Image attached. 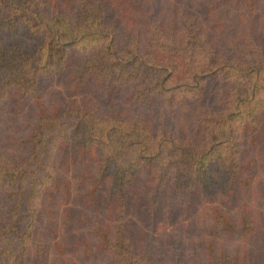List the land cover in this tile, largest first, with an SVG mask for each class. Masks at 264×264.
<instances>
[{
	"label": "trees",
	"instance_id": "1",
	"mask_svg": "<svg viewBox=\"0 0 264 264\" xmlns=\"http://www.w3.org/2000/svg\"><path fill=\"white\" fill-rule=\"evenodd\" d=\"M125 1L126 11L120 9ZM155 6L150 0H0V127L6 116L14 122L0 131V217L23 219L27 210L29 218L14 245L5 239L7 225L1 226L0 264H71L66 224L81 218L92 237L84 241L90 249L84 264H95L102 251L107 264H264V211L250 202L264 171L257 164L264 137V81L258 82L260 75L264 80V51L257 61L228 59L192 15L167 18ZM55 17L78 35L61 39ZM249 28L235 37L239 54H254V40L259 44ZM221 70L226 74L220 76ZM217 77L228 87L214 100L222 106L213 107L205 95ZM58 87L71 99L46 101L44 94ZM184 104L193 118L188 138L177 144L171 135L175 143L160 161L164 136L172 134L167 119ZM71 115L81 132L51 130L55 136L43 154L49 152L48 177L25 190L26 146L33 143V154L42 128ZM193 129L198 141L190 138ZM127 134L135 149L123 160ZM141 174L154 202L173 192L170 206L180 207L189 221L203 201L208 216L199 256L152 263L147 245L134 240L129 207L133 197L140 199L135 188Z\"/></svg>",
	"mask_w": 264,
	"mask_h": 264
},
{
	"label": "rangeland",
	"instance_id": "2",
	"mask_svg": "<svg viewBox=\"0 0 264 264\" xmlns=\"http://www.w3.org/2000/svg\"><path fill=\"white\" fill-rule=\"evenodd\" d=\"M152 5H156L157 12L166 16L167 18L175 16L178 17L182 11L187 12L190 14V18L192 16L195 18L196 25L199 24L201 28V32L205 33L204 36L212 43H215V47L224 49L223 51L226 53L225 56L228 59H244L245 57L252 60L257 61L260 56L259 49L264 51V1L263 0H150ZM127 2L125 1L120 5L121 10H128ZM120 13V12H119ZM121 14V13H120ZM192 15V16H191ZM156 18V17H155ZM154 18V20H155ZM153 19V18H152ZM52 24L55 25V28L58 29L60 34V38L63 40L74 38L78 35V29L72 28L70 31L68 28H65L58 20V17L52 19ZM249 27L253 28V32L255 33V37H257V41L254 40L255 51L254 54H239L237 50V45L239 39H235L237 34L244 30L250 29ZM60 30V31H59ZM74 30V31H73ZM67 31L70 34H67ZM248 36V34H247ZM240 42V41H239ZM244 44V43H243ZM50 48V47H49ZM237 54V55H236ZM56 55V54H55ZM54 55V56H55ZM261 57H264L261 56ZM47 63V62H46ZM245 64V62L243 61ZM249 63V62H248ZM247 65V64H245ZM249 65V64H248ZM225 72L224 70L219 71V75L221 76L222 73ZM233 75L231 76V80L233 79ZM218 76V75H217ZM244 81H248L247 78ZM263 76L260 75L258 77V82H263ZM224 81L217 77L214 80H211L209 85L207 86V94L205 95V101L210 100L213 107H220L222 106V102L220 100L214 101L216 97L220 98V94L222 89L228 87V85L224 86ZM218 91L217 93H215ZM240 89V87H239ZM260 91L259 93H261ZM223 93V92H222ZM67 90H63V88L57 89V91H49L44 94V99L46 101L51 100H61L68 102L71 99ZM122 94V92L120 93ZM188 99L187 101H189ZM160 101V100H159ZM158 101V102H159ZM54 102V101H53ZM157 102V103H158ZM114 102H111L110 105L112 106ZM157 103H153L152 107L148 108L149 114L152 116L154 115V111L156 110ZM191 105V104H186ZM193 105V104H192ZM196 106L199 105L198 103ZM102 109H106L103 107ZM192 117L189 114V111L186 109L185 104L181 105L180 108L174 112V114L169 115L167 119V131L172 132V134H165L163 139V144L166 146L165 151L161 152V157H159L160 161L165 159L169 156L168 152L170 147H168L169 143H175L171 140V135H175L174 141L178 144L181 136L186 139L188 138V132L190 129V125L192 123ZM74 119V115H71L68 119L61 120L59 125H54L49 127L48 129L44 126L41 130L40 139L35 146L34 153L32 154L33 150V143L30 142L28 146H26L25 154L29 153L23 158L22 167H21V176L24 182V189L27 191L30 190V185H32V189L37 185L42 184V181L48 177V165L49 162L44 163L48 159L49 152L46 155L45 153V143L47 145L50 144V141L53 140L55 134L51 136L52 133L56 130L57 132H65V131H77L81 132L80 123L79 125H74L72 122ZM8 123V124H7ZM14 123L13 121L8 122V116H6L5 124L0 127V131L3 130L6 133L10 125ZM7 125V126H6ZM82 126V125H81ZM65 128H68L67 130ZM104 128L106 126L104 125ZM132 128V127H131ZM107 130V128H106ZM109 130V129H108ZM224 131V130H223ZM129 132V131H128ZM95 133L100 135L102 131L99 128L95 129ZM130 133V132H129ZM188 133V134H187ZM160 134V133H159ZM185 135V136H183ZM105 136V134H104ZM103 137V136H102ZM190 138L195 139L198 141L200 139V133L197 132L196 129H193V133L190 134ZM50 140V141H49ZM132 136L130 134L126 135V144L127 148H124L125 152H123L121 158L124 160L130 155L133 154L135 146L132 144ZM261 147V154L257 158V164L264 166V137L262 139ZM124 142V141H122ZM176 144V145H177ZM202 147V146H201ZM190 151L191 150H184ZM260 151V150H259ZM24 154V155H25ZM44 159L41 162V159ZM182 160V159H181ZM49 161V160H48ZM187 161V160H186ZM20 171V170H19ZM258 179H260V185L258 186L257 191L259 192L258 195L253 194L252 199L250 200L252 206L254 208H260L264 211V171L260 170L258 172ZM146 177L145 174H141L139 180H137L135 194L140 196V199L133 197V203L129 207V229L132 233V237L134 240L140 242L143 241L145 245H147L146 253L148 259L152 263H156L157 260L161 257H168L171 258L173 256H182L185 259L189 257H195L200 255V248H201V240L200 235L203 232V228L207 223V209L203 204V201L198 205L199 208H195L196 210L192 213L193 217L190 221L187 220L185 214L182 212L183 210L179 208L173 209L170 206V199L172 197V193L165 195L164 193L157 198V201L154 202L151 188L145 184ZM105 187V186H104ZM259 189V190H258ZM31 196H33L31 192ZM166 204L169 203V206L164 207L165 199ZM105 192L103 191L101 194V198L98 200L99 207L96 208V212L101 213L104 209V202H105ZM104 202L102 203V201ZM156 205V206H155ZM98 210V211H97ZM23 219L20 217H13L11 221H4L0 217V231L2 225H7V230L9 234H6V240L10 239L9 244L14 245L17 241V236L21 233L23 229H25L28 216L26 214ZM193 211V209H192ZM77 212V213H76ZM94 209L90 210V215L93 214ZM29 213H33L29 211ZM79 213V207L73 212V215ZM190 213V212H189ZM72 217V210L70 212ZM79 219L74 220L73 223L66 224V228L68 229V233L70 237V241L67 244V249L65 253V257L72 258L70 263L71 264H84L85 261L90 260V249L86 248V244L84 241H91V233L88 230V223L85 220ZM2 223V224H1ZM2 235V231L0 232ZM84 236V237H83ZM76 237H80L77 238ZM79 241L80 239H82ZM69 239V238H68ZM75 239V240H74ZM79 239V240H78ZM76 240L79 241L76 244ZM182 250L185 252L183 253ZM181 252L182 254H178ZM53 254V252L51 251ZM52 260V255H51ZM48 263L50 260L47 258ZM108 258L106 252L103 251L95 258V264H107ZM112 264V263H111Z\"/></svg>",
	"mask_w": 264,
	"mask_h": 264
}]
</instances>
